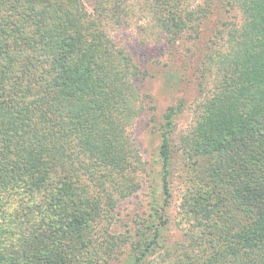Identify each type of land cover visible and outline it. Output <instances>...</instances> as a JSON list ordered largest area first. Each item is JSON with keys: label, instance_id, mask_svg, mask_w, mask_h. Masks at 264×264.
I'll list each match as a JSON object with an SVG mask.
<instances>
[{"label": "trees", "instance_id": "16d2710c", "mask_svg": "<svg viewBox=\"0 0 264 264\" xmlns=\"http://www.w3.org/2000/svg\"><path fill=\"white\" fill-rule=\"evenodd\" d=\"M87 1L92 7L86 0H0V264L112 259L107 244L83 238L101 215L85 188L100 167L133 170L136 149L120 143L136 113V65L107 30L123 19L122 0ZM147 2L174 41L200 19L194 13L207 10L191 0ZM227 4L241 18L224 31L228 50L217 61L208 56L218 78L183 139L200 165L180 206L197 219L185 225L184 253L172 264H264V0ZM174 112L166 111L167 122ZM163 189L169 193L166 174ZM157 243L133 246V264H152Z\"/></svg>", "mask_w": 264, "mask_h": 264}, {"label": "rangeland", "instance_id": "374dc122", "mask_svg": "<svg viewBox=\"0 0 264 264\" xmlns=\"http://www.w3.org/2000/svg\"><path fill=\"white\" fill-rule=\"evenodd\" d=\"M227 1L191 0L194 7L202 5L207 10L194 13L200 19L178 41L168 40L166 30L156 21L158 16L149 12L147 0H122L123 19L107 26L118 51L136 65L132 86L136 113L120 145L136 149L138 155L132 159V171L100 167L99 177L88 180L85 188L100 203L101 215L95 218L97 226L87 228L83 238H97L96 247L107 244L112 258L108 264H133L136 253L132 247L146 246L154 239L158 243L152 264H172L184 253L185 225L197 218L190 212L184 216L180 203L190 190V181L198 177L200 163L189 158L183 139L195 126L202 103L218 78L217 64L213 66L208 56L217 61V55L228 50L224 31L241 18ZM86 2L92 7L91 1ZM169 108L175 112L167 122L164 114ZM164 130L170 138L166 171L160 154ZM165 174L169 193L163 189ZM128 186L134 188L131 194L121 190ZM89 247L92 255L104 259L100 249Z\"/></svg>", "mask_w": 264, "mask_h": 264}]
</instances>
